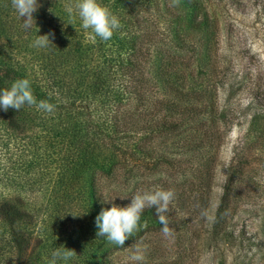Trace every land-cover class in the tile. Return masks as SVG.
Wrapping results in <instances>:
<instances>
[{
    "label": "trees",
    "instance_id": "trees-1",
    "mask_svg": "<svg viewBox=\"0 0 264 264\" xmlns=\"http://www.w3.org/2000/svg\"><path fill=\"white\" fill-rule=\"evenodd\" d=\"M37 2L36 27L26 30L11 0H0V89L27 78L37 101L56 105L52 114L0 109V264H47L62 246L77 253L70 264H116L115 252L161 224L148 208L122 247L97 237L96 216L123 202L113 192V201L102 203L100 179L127 182L159 165L169 171L176 165L172 148L190 146L200 152L190 191L197 185L209 204L226 132L214 114L203 115L208 86L189 81L184 44L191 29L215 35L212 12L208 0H180L178 7L170 0H100L122 24L105 42L67 14L74 0ZM46 34L54 45L32 47ZM258 133L264 136L263 123ZM244 178L237 164L229 165L213 220L219 236H232L225 228L247 196ZM135 180L133 190L142 187Z\"/></svg>",
    "mask_w": 264,
    "mask_h": 264
},
{
    "label": "rangeland",
    "instance_id": "rangeland-1",
    "mask_svg": "<svg viewBox=\"0 0 264 264\" xmlns=\"http://www.w3.org/2000/svg\"><path fill=\"white\" fill-rule=\"evenodd\" d=\"M207 4L216 33L213 36L204 30H189L184 50L188 71L193 73H188L189 81L194 77L198 88L208 86L203 115L209 119L214 114L226 132L209 204L204 207L197 185L190 191L192 181L198 183L200 152L181 144L173 147L169 155L176 163L174 169L167 171V166L159 165L151 173L136 177L142 187L132 189L135 179L124 182L102 178L99 184L106 200L117 192L113 197L123 201L120 206H127L137 190L176 191L165 214L172 235L165 238L161 225L137 241L146 249L145 260L171 264H264V136L258 133L264 124V0H208ZM188 12L185 9L181 16L187 18ZM253 120L258 130H250ZM233 162L244 171L248 187L244 189L247 196L238 202L236 213L225 228L232 235L230 238L214 233L213 220ZM132 245L113 254L116 264L132 262Z\"/></svg>",
    "mask_w": 264,
    "mask_h": 264
},
{
    "label": "clouds",
    "instance_id": "clouds-1",
    "mask_svg": "<svg viewBox=\"0 0 264 264\" xmlns=\"http://www.w3.org/2000/svg\"><path fill=\"white\" fill-rule=\"evenodd\" d=\"M179 4L180 0H170L169 6L178 7ZM11 5L22 18L23 27L26 30L36 27L33 14L41 7L37 0H11ZM65 11L70 17L74 14L78 16L83 29L91 30L96 37L105 42L109 41L114 33L122 28L118 17L100 0H74V3L65 6ZM50 35L53 34L38 35L33 41L32 47L47 48L54 45L50 40ZM123 35L124 33H121V36ZM51 95L50 93L49 96L51 97ZM25 106L35 107L37 111L46 114H52L56 109V105L49 100L37 101L31 89V82L27 78L17 79L11 83L10 87L0 89V109L5 112L14 109L18 112ZM174 197L175 193L171 189L137 190L131 196V202L127 206H118L112 203L110 208L105 207L101 210L95 218V226L98 229L97 237H104L109 244L122 247L125 241L129 237H133L134 233L140 229L142 213L148 208H155L157 218L162 225L163 236L170 237L172 230L165 214L169 211V205ZM110 201L113 200L103 199L102 203ZM144 226L146 227V224ZM132 247L134 250L130 260L134 264H143L146 258V249L140 243H134ZM76 255L75 250L62 246L51 252L47 264H70Z\"/></svg>",
    "mask_w": 264,
    "mask_h": 264
}]
</instances>
